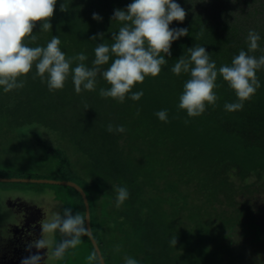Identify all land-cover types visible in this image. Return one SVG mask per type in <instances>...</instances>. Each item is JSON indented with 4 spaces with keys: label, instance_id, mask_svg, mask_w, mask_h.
<instances>
[{
    "label": "trees",
    "instance_id": "16d2710c",
    "mask_svg": "<svg viewBox=\"0 0 264 264\" xmlns=\"http://www.w3.org/2000/svg\"><path fill=\"white\" fill-rule=\"evenodd\" d=\"M130 2L65 0L67 9L60 11L64 0H57L52 35L60 36L67 55L84 51L91 59L101 40L90 38L101 34L111 44L119 26L111 19L113 11ZM176 2L186 15L169 27L187 28L188 35L172 42L157 77L134 87L143 90L139 101L77 94L70 78L63 89L49 92L39 78L29 77L22 89L0 93V119L20 132L38 124L75 147L74 167L68 157L62 163L87 195L93 237L106 264H123L126 255L140 264H264V69L257 72L261 87L242 110L232 112L223 106L235 101V94L218 75L216 104L194 118L177 108L187 74L170 71L195 44L205 47L217 67L230 64L241 49L247 51L246 34L241 36L242 27L234 22L249 30L242 23L249 15L199 10L192 0ZM93 13L102 19L94 20ZM35 24L33 32H38L40 21ZM261 37L251 55L264 54ZM50 38L42 33L37 43ZM100 87L107 84L99 80ZM161 109L168 111L167 123L154 115ZM109 123L126 131L111 134ZM111 185L129 191L119 209L113 206Z\"/></svg>",
    "mask_w": 264,
    "mask_h": 264
},
{
    "label": "clouds",
    "instance_id": "9594fccd",
    "mask_svg": "<svg viewBox=\"0 0 264 264\" xmlns=\"http://www.w3.org/2000/svg\"><path fill=\"white\" fill-rule=\"evenodd\" d=\"M56 4L57 0H0V93L22 89L29 77L39 78L41 84L53 92L63 89L70 78L77 94L96 92L101 98L118 103H124L126 99L139 101L143 90H133L134 87L148 77H157L168 62L165 57L171 56L172 42L188 35L187 28L169 27L174 20L182 22L186 15L176 0H131L125 9L113 11L111 19L119 22V26L112 32L111 44L97 34L90 38L101 40L92 49L91 59L84 51L69 56L62 50L60 36L51 32L50 18ZM59 9H67L65 0ZM92 18L102 19L97 13H93ZM36 21H40L39 31L33 32ZM42 33L51 35L43 45L37 43ZM245 39L247 51L241 49L230 64L217 67L211 54L199 44L187 48L175 60L170 71L177 76H188L177 103V108L187 117H199L207 107L216 104L218 75L236 97L231 103L225 102L223 107L228 112L242 110L245 101L251 100L261 87L257 72L264 69V54L250 53L259 48L262 37L250 29ZM99 80L107 87L97 89ZM154 115L158 120L168 122L167 109L158 110ZM106 130L111 134L126 131L123 125L113 126L112 123L107 124ZM111 188L115 194L113 206L119 209L129 198V191L124 186L111 185ZM30 201L43 210L44 218L39 222L40 237L26 246L29 255L21 260V264H41V249H46L43 264H56L80 245L82 238H92L91 227H86V221L91 222L89 212L73 213L71 207L61 211L60 203L50 190L33 194ZM169 243L175 245V237L169 238ZM33 248L36 249L34 254ZM88 259L91 264H103L102 254L95 250ZM123 264L140 262L126 255Z\"/></svg>",
    "mask_w": 264,
    "mask_h": 264
},
{
    "label": "rangeland",
    "instance_id": "374dc122",
    "mask_svg": "<svg viewBox=\"0 0 264 264\" xmlns=\"http://www.w3.org/2000/svg\"><path fill=\"white\" fill-rule=\"evenodd\" d=\"M192 4L199 10L203 7L208 11L219 8L226 12L238 10L243 15H249L242 20V23L245 26L249 25V30L253 28L264 37V0H235V3L232 0H192ZM234 24L242 27L239 31L241 36L245 34L247 36L249 30L240 23V20H236ZM13 127L7 120L0 119V194H2L0 195V222L7 216L10 221L14 219L13 213L3 210L7 208L9 196H22L30 200L33 194L42 190H50L55 194L61 211L64 207H71L73 213L82 212L81 197L74 188L68 185L25 181L28 179L51 180L78 184L79 180L76 177L72 178L71 173L67 172L68 169L64 168L65 162L62 163L67 157L72 164L75 163L77 157L75 147L64 139L61 141L54 132H47L38 124L30 128L25 127L21 132ZM35 132L37 137L32 136ZM49 145L53 148L50 149ZM33 205L36 204L33 203ZM88 245L86 238H82V243L74 250H70L64 260L56 261V264H91L88 257L93 251Z\"/></svg>",
    "mask_w": 264,
    "mask_h": 264
},
{
    "label": "flooded vegetation",
    "instance_id": "af4514ba",
    "mask_svg": "<svg viewBox=\"0 0 264 264\" xmlns=\"http://www.w3.org/2000/svg\"><path fill=\"white\" fill-rule=\"evenodd\" d=\"M6 206L3 210L13 213L14 219L10 221L7 216L0 222V264H21V260L29 255L26 246L40 237L39 222L44 218V213L41 208L22 196L9 197ZM31 251L34 254L36 249ZM39 251L43 264L46 249Z\"/></svg>",
    "mask_w": 264,
    "mask_h": 264
},
{
    "label": "water",
    "instance_id": "95a60500",
    "mask_svg": "<svg viewBox=\"0 0 264 264\" xmlns=\"http://www.w3.org/2000/svg\"><path fill=\"white\" fill-rule=\"evenodd\" d=\"M25 181L29 182V183H39V184L68 185V186L74 188L81 195V198L83 199V202H84L83 205H85V211L90 213V205H88L89 202H88V198H87V195H86L85 191L83 190L82 187H80L78 184H76L74 182H67V181H59L58 182V181H51V180H33V179H28V180H25ZM86 227H91V222L86 221ZM91 231H92V229H91ZM90 240H91V242L93 244L92 246H94L95 250L98 253H101L99 247L97 246L98 244H97L96 240L93 237V233H92V238H90ZM102 260H103V264H106L103 257H102Z\"/></svg>",
    "mask_w": 264,
    "mask_h": 264
}]
</instances>
